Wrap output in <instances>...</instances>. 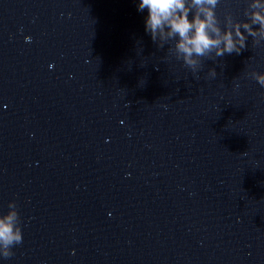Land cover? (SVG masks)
<instances>
[{"label":"water","instance_id":"obj_1","mask_svg":"<svg viewBox=\"0 0 264 264\" xmlns=\"http://www.w3.org/2000/svg\"><path fill=\"white\" fill-rule=\"evenodd\" d=\"M138 3L0 0V264H264V40L193 72Z\"/></svg>","mask_w":264,"mask_h":264},{"label":"clouds","instance_id":"obj_2","mask_svg":"<svg viewBox=\"0 0 264 264\" xmlns=\"http://www.w3.org/2000/svg\"><path fill=\"white\" fill-rule=\"evenodd\" d=\"M219 0H139L138 12L147 11L145 32L154 43L160 46L174 41L172 49L176 58L195 72L200 58L215 53L216 57L225 54H239L247 47V35L255 43L264 40V0H251L246 21L234 22L226 17L222 30L216 14ZM255 26V27H254ZM244 30V32L241 31ZM259 37V40L257 39ZM211 76L216 75L210 69ZM255 80L264 87V73H252ZM10 211L0 216V254L4 257L13 255L11 248L22 242L18 212L15 204H9Z\"/></svg>","mask_w":264,"mask_h":264}]
</instances>
